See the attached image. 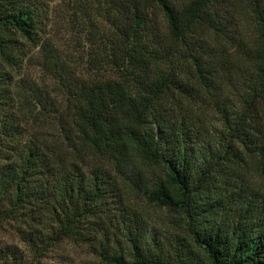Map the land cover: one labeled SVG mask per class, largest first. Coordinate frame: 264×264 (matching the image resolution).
<instances>
[{
  "label": "trees",
  "instance_id": "trees-1",
  "mask_svg": "<svg viewBox=\"0 0 264 264\" xmlns=\"http://www.w3.org/2000/svg\"><path fill=\"white\" fill-rule=\"evenodd\" d=\"M62 4L0 0V260L264 264V0Z\"/></svg>",
  "mask_w": 264,
  "mask_h": 264
},
{
  "label": "rangeland",
  "instance_id": "rangeland-1",
  "mask_svg": "<svg viewBox=\"0 0 264 264\" xmlns=\"http://www.w3.org/2000/svg\"><path fill=\"white\" fill-rule=\"evenodd\" d=\"M49 7V24L46 27L45 34L47 38H50L57 45L64 46L68 45V49H72L77 42L73 33L74 29H67L65 27L66 12H71L62 4V0H44ZM62 7L64 11L62 10ZM93 14V13H92ZM79 17V15H78ZM75 40V41H74ZM70 53L71 58H76L78 51L72 50ZM81 52H79L80 54ZM71 59V60H72ZM38 67L28 64L26 66V72L30 75L28 77L33 80L41 81ZM146 210L153 217L162 216L163 214L157 212L158 209L152 205H146ZM162 214V215H161ZM0 244H12L23 253H26V249L23 248L22 241L15 234L13 227L8 224L7 226H0ZM30 256V255H27ZM26 260H28L26 258ZM0 264H11L10 262L4 263L0 260ZM38 264H106L96 257L88 248L85 246L73 243L69 241L62 242L57 246L50 249L43 257L39 259Z\"/></svg>",
  "mask_w": 264,
  "mask_h": 264
}]
</instances>
